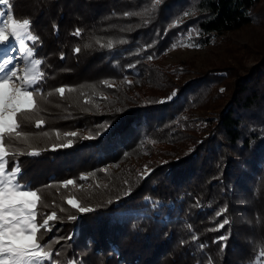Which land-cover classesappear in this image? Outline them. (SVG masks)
I'll list each match as a JSON object with an SVG mask.
<instances>
[{"label": "trees", "instance_id": "1", "mask_svg": "<svg viewBox=\"0 0 264 264\" xmlns=\"http://www.w3.org/2000/svg\"><path fill=\"white\" fill-rule=\"evenodd\" d=\"M13 4L14 18H30L39 37L42 93L75 89L40 101L28 131L31 147L43 151L19 158L22 182L40 188L47 211L56 210L64 221L50 236H71L54 245L60 253L55 258L80 264H209V258L212 264H264V258L256 262L264 242V47L230 46L227 52L239 66L228 58L192 76V61L159 62L187 34L203 44L248 24L264 27V0H162L158 13L154 0ZM177 18L179 26L165 32ZM77 28L82 34L73 36ZM109 41L113 49L100 46ZM145 45L152 47L145 51ZM249 55L256 57L246 66ZM173 89L179 93L172 101L157 103ZM36 119L47 123L36 129ZM72 131L79 134L72 146L51 150L72 139L63 136ZM90 135L95 138H85ZM144 167L151 170L147 175ZM82 174L92 175L81 180ZM70 178L82 188L54 183ZM129 188L131 195L108 203ZM69 195L95 211L68 221L77 214L65 203ZM225 218L231 224L213 230ZM220 236L227 240L213 243Z\"/></svg>", "mask_w": 264, "mask_h": 264}, {"label": "snow or ice", "instance_id": "2", "mask_svg": "<svg viewBox=\"0 0 264 264\" xmlns=\"http://www.w3.org/2000/svg\"><path fill=\"white\" fill-rule=\"evenodd\" d=\"M162 0H154L153 11L158 13V8L155 6L161 5ZM6 6V7H4ZM13 0H0V45L9 44L10 41H15L18 44V50L21 53L20 57L12 55L16 48L13 47L6 52L4 58L0 59V264H80L79 260H64L60 261L58 257L60 253L55 251V246L60 245L63 239L67 238L50 236L56 230L57 223L64 221L56 210L47 211L49 205L46 196L40 188H33L30 184L22 182L23 169L19 158L21 156L37 157L42 151L39 148L31 147L29 143L33 138V134L28 131L33 125V116L41 111L40 101H47L53 93L59 94L61 98L65 97L66 93H70L75 89L71 86H60L53 89L47 94H43L40 88V82L45 79L43 71L44 60L35 58L36 45L39 42V37L33 33V21L30 18L16 19L13 12ZM123 15L129 16L132 13L125 12ZM184 16H188L189 12L185 11ZM6 17V19H5ZM182 22L177 18L174 22L165 29V32L171 28L178 27ZM150 20H145L147 25ZM53 30H57V25H53ZM191 32V30H189ZM82 30L77 28L72 33L73 36H80ZM28 42H31V46ZM126 41H121L125 43ZM99 44L100 42L97 41ZM102 48L107 47L113 49L114 44L109 41L106 45L101 44ZM177 45L173 44L175 48ZM183 46L199 47V45L187 44ZM85 48L90 45H85ZM152 45H145V51L150 49ZM75 54L81 51L80 47L73 49ZM60 58L64 59V53L60 54ZM154 55H149L147 59L152 60ZM24 61V67L21 69L19 64H14V60ZM128 67H135L129 65ZM107 87H114L108 81H102ZM131 84L132 81H127ZM221 92L224 89L220 90ZM179 93L178 89L173 91L166 97L161 98L157 103H168L172 101ZM86 103L90 101L86 100ZM47 123L44 119H36L34 125L36 129H41ZM110 127V125H108ZM60 138V130H53ZM107 131V127L104 128ZM97 132L96 135H100ZM44 137L49 136V132H43ZM66 143L52 144L51 150L55 151L58 148L70 147L78 138L79 134L76 131L64 132ZM86 139H94V136L85 137ZM28 146V150H22L19 145ZM146 168L145 175L150 172ZM92 174H82L81 180ZM60 187L67 189L69 186L82 188L75 179H66L63 181L54 182ZM127 183V182H125ZM45 188L53 187V184L45 185ZM59 192V187L56 189ZM131 195V188L122 196H118L116 200L108 201L109 204L117 203L120 199ZM65 203L72 209L77 211V214H69L67 220L75 222L81 218L79 214L90 213L95 211L92 207L82 206L81 201L75 195H69L64 198ZM55 200L52 201L55 206ZM66 208L59 207V212L63 213ZM227 212V208H222L216 213V216H222ZM231 221L227 218L223 219L222 223L217 225L215 231L230 225ZM192 240H197L195 235ZM226 236H220L213 243L218 241H226ZM186 243L181 241V244ZM226 246V245H225ZM203 249L204 245H199ZM261 250L256 256V262L264 258V242L259 245ZM224 246L221 247V251ZM209 264H212L209 258ZM249 264H253L252 261Z\"/></svg>", "mask_w": 264, "mask_h": 264}, {"label": "rangeland", "instance_id": "3", "mask_svg": "<svg viewBox=\"0 0 264 264\" xmlns=\"http://www.w3.org/2000/svg\"><path fill=\"white\" fill-rule=\"evenodd\" d=\"M190 36V34H187L186 39L180 38V43L175 48L167 50L162 55L159 62L169 65L183 60L192 61L194 65L192 74H190V76H192L197 71L216 66L228 58L235 63L236 66H239V64L235 62V59L227 52L228 49L231 48L230 46L234 48L247 45L253 51L264 47V27L254 24H248L239 29L228 31L216 40L203 44L194 43L189 39ZM187 44L199 45V47L183 46ZM13 47L16 48V51H13L12 55L17 58L20 57L21 53L18 50V44H16L15 41H10L9 44L0 45V59L4 58L6 52L10 51ZM241 53L242 51L239 50L238 54ZM254 57H256V55L247 56L244 60L245 65L250 66L253 63ZM17 63L21 69L24 67V61L18 59L14 60V64ZM135 164H139V161H135ZM118 168L119 166H116L113 170H117ZM146 168L149 169L148 167H144L142 174H145Z\"/></svg>", "mask_w": 264, "mask_h": 264}]
</instances>
